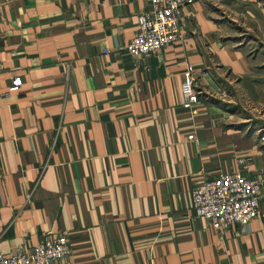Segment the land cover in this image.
<instances>
[{"label":"crops","instance_id":"0c3cea01","mask_svg":"<svg viewBox=\"0 0 264 264\" xmlns=\"http://www.w3.org/2000/svg\"><path fill=\"white\" fill-rule=\"evenodd\" d=\"M149 7L0 0V254L63 233L49 264H264V221L215 230L192 209L196 182L262 175L264 0H194L182 39L133 58Z\"/></svg>","mask_w":264,"mask_h":264},{"label":"built area","instance_id":"2783aa9c","mask_svg":"<svg viewBox=\"0 0 264 264\" xmlns=\"http://www.w3.org/2000/svg\"><path fill=\"white\" fill-rule=\"evenodd\" d=\"M146 1L150 7L138 13L137 31L124 46L126 53L133 58L156 53L162 46L182 39L185 27L183 10L194 0ZM20 84V77L15 76L8 91L16 90ZM205 92L198 86L194 66L187 63L180 87L182 108L191 116L196 115L197 106ZM225 96L222 94V97ZM187 138L193 139V134ZM237 161L242 168L247 169L250 159L240 158ZM263 173L264 169L261 176L248 178L242 171L236 170L196 182L192 187L194 215L206 219L215 230L244 226L253 219L264 221V210L261 209ZM69 253L70 245L65 234H44L39 242L29 248L7 255L0 254V264H49Z\"/></svg>","mask_w":264,"mask_h":264},{"label":"rangeland","instance_id":"374dc122","mask_svg":"<svg viewBox=\"0 0 264 264\" xmlns=\"http://www.w3.org/2000/svg\"><path fill=\"white\" fill-rule=\"evenodd\" d=\"M263 179H264V175H263ZM264 197V196H263ZM263 199V198H262Z\"/></svg>","mask_w":264,"mask_h":264}]
</instances>
